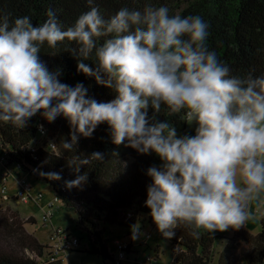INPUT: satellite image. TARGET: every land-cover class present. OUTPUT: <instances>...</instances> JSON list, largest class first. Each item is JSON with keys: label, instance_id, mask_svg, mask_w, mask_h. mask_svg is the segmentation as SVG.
<instances>
[{"label": "clouds", "instance_id": "1", "mask_svg": "<svg viewBox=\"0 0 264 264\" xmlns=\"http://www.w3.org/2000/svg\"><path fill=\"white\" fill-rule=\"evenodd\" d=\"M94 3L87 0L90 10L64 30L51 9L35 26L27 15L0 16V122L21 130L38 111L49 123L63 116L74 130L60 144L68 152L78 136L91 137L106 123L113 144L162 161L146 170L144 205L164 238L179 225L210 234L240 228L249 203L264 194V74L231 75L209 50V25L199 15H170L167 6L148 4L105 18ZM64 41L77 45L69 49L77 70L113 90L114 99L97 102L83 84L69 86L58 70H48L41 47ZM92 55L95 68L83 62ZM162 105L195 123V135L178 136L170 123L149 117V107L159 113ZM103 158L73 156L68 165L76 175L65 186L80 188L87 181L81 166ZM40 175L61 179L58 172ZM131 232L137 239L139 227Z\"/></svg>", "mask_w": 264, "mask_h": 264}, {"label": "trees", "instance_id": "2", "mask_svg": "<svg viewBox=\"0 0 264 264\" xmlns=\"http://www.w3.org/2000/svg\"><path fill=\"white\" fill-rule=\"evenodd\" d=\"M148 4L167 6L170 15H199L209 25L206 40L209 50L229 66L231 75L243 77L249 72L254 76L264 74V0H95L94 6L108 18L122 7L142 10ZM49 9L55 13L64 30L72 26L80 14L90 10V6L87 0H0V16L7 15L11 20L27 15L34 26L47 19ZM73 47L77 45L68 41L58 42L56 48H49L45 44L38 56L48 70L60 72L62 83L73 87L78 83L83 84L88 90L87 96L97 102L114 99L116 94L113 90L97 84L93 77L77 70V57L69 51ZM83 62L96 67L94 55ZM148 114L156 121L170 123L175 130L180 125L184 128L187 123L183 113L170 114L164 105L159 113H154L149 107ZM72 131L63 116L49 123L39 111L21 130L0 122V144L4 151L0 159H3L2 171L6 167L16 166L26 176L45 181L55 193V202L77 215L75 228L88 238L91 245L88 251L102 256L104 264L108 260L116 264L121 252L116 243L122 242L115 241L118 253L113 258L108 249L107 232H112V228L126 230L127 236L131 237L133 226L139 227V232L145 224L156 228L148 215L150 210L144 205L146 187L151 182L145 173L150 166L159 167L162 161L154 153L139 154L124 143L113 144L106 123L98 125L91 137L78 136L72 152L64 151L60 144L70 142ZM192 133L184 129L182 135ZM94 152L103 153V160H93L89 165L81 166L78 174L87 173V181L80 188L68 189L65 181L74 179L76 175L68 161L73 156L85 158ZM41 172H58L61 179L50 180L40 175ZM32 192L30 197L33 199ZM38 196L37 201L42 198V195ZM50 212L47 217L53 216L51 207ZM31 221L36 224L33 217L24 220L18 210L9 206L0 209V264H65L68 253L82 251L81 238L64 229H57L53 234L63 232L77 238L78 246L54 254L50 251L53 241L44 245L27 230L26 226ZM194 230L199 232L198 238L191 235ZM174 233L170 238L176 247L172 250L171 264H212L218 242L224 245L223 250L218 252L219 264H243L242 260L246 264H264V214L261 215L257 235L247 231L244 225L235 229L231 237L211 235L203 229L186 225H179ZM150 237L149 234L147 240ZM122 245H125L124 264L127 254L133 253L134 246L132 239L130 243ZM242 245L247 248L239 256L238 249ZM155 262L156 259L152 263L145 259L139 264Z\"/></svg>", "mask_w": 264, "mask_h": 264}, {"label": "rangeland", "instance_id": "3", "mask_svg": "<svg viewBox=\"0 0 264 264\" xmlns=\"http://www.w3.org/2000/svg\"><path fill=\"white\" fill-rule=\"evenodd\" d=\"M195 123L189 124V127ZM178 136H182L183 126L180 125L176 129ZM4 151L0 144V159L3 157ZM3 165L0 163V209L11 207L14 210H18L21 217L27 220L33 217L36 220V224L31 221V224L26 226L27 230L35 235L38 240L48 245L51 242L53 231L57 229H64L68 233L81 238V252H70L66 255L65 264H104L102 256L91 254L88 250L91 249L88 238L84 232L78 231L75 228L77 215L64 207L61 203L55 202V193L52 188L45 182L36 180L30 176H26L25 173L17 169L16 166H11L9 175L6 174V169L2 171ZM28 177V180H27ZM25 180H27L32 186V197L21 199L19 191L25 186ZM42 195V198L38 201V195ZM31 196V193H30ZM27 202V203H26ZM50 207L53 208V216L47 217L50 214ZM249 219L245 222L244 226L247 231L253 235H257L260 232V218L264 214V194L258 200L251 201L248 206ZM47 217V218H46ZM258 223V225H257ZM250 230H248V228ZM106 233V238L109 239L108 249L109 253L113 255V258L117 256L116 240H120L122 243H130L131 237L127 236L126 230L114 229ZM233 228H229L223 232H213L211 235H217L220 237H231L234 233ZM207 232L206 230H204ZM208 233V232H207ZM151 237L147 240L148 235ZM210 234V233H208ZM134 246L133 253L127 254V260L124 264H139V262L151 257L156 259L155 264H171L173 261L172 250L176 248L172 245L170 239L164 238L157 228H151L148 224L142 229L137 239H132ZM224 248L221 242H218L215 246V256L212 264H219V253ZM247 247L242 245L238 249V254L245 251ZM219 252V253H218ZM243 264H246L242 260ZM106 264H115L112 260L106 261Z\"/></svg>", "mask_w": 264, "mask_h": 264}, {"label": "built area", "instance_id": "4", "mask_svg": "<svg viewBox=\"0 0 264 264\" xmlns=\"http://www.w3.org/2000/svg\"><path fill=\"white\" fill-rule=\"evenodd\" d=\"M2 162H3V159L0 160L1 164H3ZM18 168H19V166H18ZM4 169H6V174L9 175V170H7L8 168L6 167ZM24 182H25L26 186H25V188L23 187L19 191L18 197L20 194L21 199L28 198L30 200V193L32 191V186L27 180H25ZM49 213L51 214V212H49ZM50 214H48V215H50ZM51 241H53V245H52V248L50 251L56 255L58 253H60L61 251L65 252L67 250L76 248L78 246L77 238L70 237L69 235H67L66 233H63V232H55L51 238ZM116 244L119 245V249L121 250V252L119 253L118 259L116 260V264H122V260L124 259V256H125L123 253L125 245H122V243H120V242H117ZM147 260L149 261V263H152L154 261L153 258H151V257H148Z\"/></svg>", "mask_w": 264, "mask_h": 264}, {"label": "crops", "instance_id": "5", "mask_svg": "<svg viewBox=\"0 0 264 264\" xmlns=\"http://www.w3.org/2000/svg\"><path fill=\"white\" fill-rule=\"evenodd\" d=\"M195 127H196V125L194 124V125H192L191 127H189V123H186V126L183 128V130L184 129H186L187 131H188V133H192V131H193V133L191 134V135H189V136H192V135H195ZM183 134V133H182ZM257 225H258V223H257ZM248 228V227H247ZM250 228L251 227H249L248 228V230H250Z\"/></svg>", "mask_w": 264, "mask_h": 264}]
</instances>
